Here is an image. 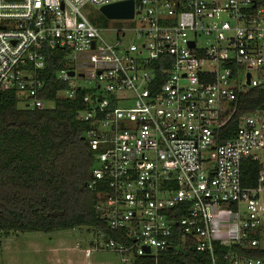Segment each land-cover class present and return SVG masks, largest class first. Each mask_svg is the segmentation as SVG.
Here are the masks:
<instances>
[{
  "label": "built area",
  "instance_id": "1",
  "mask_svg": "<svg viewBox=\"0 0 264 264\" xmlns=\"http://www.w3.org/2000/svg\"><path fill=\"white\" fill-rule=\"evenodd\" d=\"M126 1L107 42L82 10ZM45 51L63 54L57 97L80 101L92 152L106 231L84 258L156 263L190 245L211 264H264V108L237 114L264 91V0H0V89L22 109L49 104Z\"/></svg>",
  "mask_w": 264,
  "mask_h": 264
},
{
  "label": "trees",
  "instance_id": "2",
  "mask_svg": "<svg viewBox=\"0 0 264 264\" xmlns=\"http://www.w3.org/2000/svg\"><path fill=\"white\" fill-rule=\"evenodd\" d=\"M62 55L45 51L41 97L49 106L19 108L15 92L0 89V234L6 237L12 232L50 233L82 226L106 231L94 212V196L85 187L93 161L83 140L86 126L76 118L82 106L78 99L57 97L66 88L55 78ZM240 103L237 114L264 108V91L251 90ZM243 166L244 184L251 186L256 165ZM140 263L211 264V260L187 245L160 254L156 263L151 257Z\"/></svg>",
  "mask_w": 264,
  "mask_h": 264
},
{
  "label": "rangeland",
  "instance_id": "3",
  "mask_svg": "<svg viewBox=\"0 0 264 264\" xmlns=\"http://www.w3.org/2000/svg\"><path fill=\"white\" fill-rule=\"evenodd\" d=\"M82 11L88 19L94 20L105 41H115V35L110 30L114 27V23L107 20L98 7L87 5ZM130 39L131 35H127L126 40ZM77 82L80 86H94V82L90 84L84 80H77ZM18 107L20 108L21 105L19 104ZM101 242L102 239L98 233L86 226L50 233L12 232L7 237L0 234V264H53L48 261V257L52 255L49 253L52 252L51 248L64 250L68 256H73L84 263V259L89 260L84 258V250H92L95 244H101ZM89 261L94 264H120L116 256L103 250L93 251Z\"/></svg>",
  "mask_w": 264,
  "mask_h": 264
},
{
  "label": "water",
  "instance_id": "4",
  "mask_svg": "<svg viewBox=\"0 0 264 264\" xmlns=\"http://www.w3.org/2000/svg\"><path fill=\"white\" fill-rule=\"evenodd\" d=\"M99 11L107 19H131L133 17V3L126 1L103 6ZM69 76L72 77L73 73H69ZM145 252H149L148 248H145Z\"/></svg>",
  "mask_w": 264,
  "mask_h": 264
},
{
  "label": "crops",
  "instance_id": "5",
  "mask_svg": "<svg viewBox=\"0 0 264 264\" xmlns=\"http://www.w3.org/2000/svg\"><path fill=\"white\" fill-rule=\"evenodd\" d=\"M52 252V255L48 257V261L53 264H94L93 262H90V258L88 261L84 259V263L79 262L75 257H70L68 256V253H66L64 250L56 249V248H51L50 249ZM55 262V263H54Z\"/></svg>",
  "mask_w": 264,
  "mask_h": 264
}]
</instances>
